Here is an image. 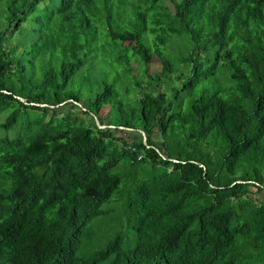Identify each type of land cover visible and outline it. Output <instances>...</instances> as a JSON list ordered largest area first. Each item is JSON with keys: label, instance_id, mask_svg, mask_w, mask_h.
I'll use <instances>...</instances> for the list:
<instances>
[{"label": "trees", "instance_id": "1", "mask_svg": "<svg viewBox=\"0 0 264 264\" xmlns=\"http://www.w3.org/2000/svg\"><path fill=\"white\" fill-rule=\"evenodd\" d=\"M19 1L0 0V127L17 130L0 264H264V0ZM152 54L161 70L133 73Z\"/></svg>", "mask_w": 264, "mask_h": 264}, {"label": "rangeland", "instance_id": "2", "mask_svg": "<svg viewBox=\"0 0 264 264\" xmlns=\"http://www.w3.org/2000/svg\"><path fill=\"white\" fill-rule=\"evenodd\" d=\"M6 2L8 4H14L19 6L20 5V1L19 0H6ZM167 21H175L174 18L172 17H167V16H162V17H158L154 20L155 24H159V23H166ZM152 37L153 35L149 34V38H150V45L152 46ZM176 37V36H173ZM183 44H185L184 41H182L181 39H176L173 38L172 41H168L167 43L161 45V49L163 50V52H167L168 54L171 55V59L175 62L176 66H179V68L182 67V64L179 63L180 61V56L184 54L185 50H186V46H184ZM48 47V48H47ZM52 45L49 44L47 46H43V47H39L37 50L38 52H47L51 49ZM154 48V46L152 47V49ZM159 59L157 58L156 55L152 54V57L150 59L149 62L146 63V69L147 71H139L138 67H137V63L136 61H131L130 63V68L132 69L133 73H136L140 76H146L147 73H155L159 70H161V66L160 63L158 62ZM89 66V68H88ZM99 70L98 65L94 62H90L88 61V63L85 65V68L82 70V73L88 75V74H93V73H97V71ZM121 79H123V76H121ZM177 82V81H176ZM165 88L168 87V85L166 84L164 86ZM220 88V85L217 84L215 82V80L210 79L208 80L204 85L201 84L200 86H198L194 92L190 93L192 94V96H198L201 94V92H206V94L209 96L211 95V93L215 92L216 90H218ZM72 106L69 103H63L61 106L58 107V111L59 112H65L67 109H70ZM6 112H2L0 113V123L5 119L6 116ZM108 128V127H107ZM111 128V127H109ZM13 128L11 129H4L2 127H0V136L3 135H9V136H13L16 134L17 130H14ZM120 134H122L121 132H119ZM179 214H185L186 211L182 210L178 212Z\"/></svg>", "mask_w": 264, "mask_h": 264}, {"label": "water", "instance_id": "3", "mask_svg": "<svg viewBox=\"0 0 264 264\" xmlns=\"http://www.w3.org/2000/svg\"><path fill=\"white\" fill-rule=\"evenodd\" d=\"M100 126H102V125H100ZM147 140V138H146V135H145V141Z\"/></svg>", "mask_w": 264, "mask_h": 264}]
</instances>
